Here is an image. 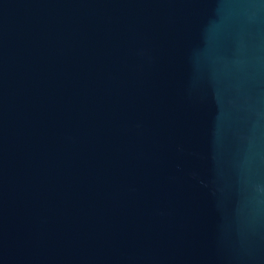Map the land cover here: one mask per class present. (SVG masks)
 <instances>
[{
  "label": "water",
  "instance_id": "water-1",
  "mask_svg": "<svg viewBox=\"0 0 264 264\" xmlns=\"http://www.w3.org/2000/svg\"><path fill=\"white\" fill-rule=\"evenodd\" d=\"M0 264H264V0H0Z\"/></svg>",
  "mask_w": 264,
  "mask_h": 264
}]
</instances>
